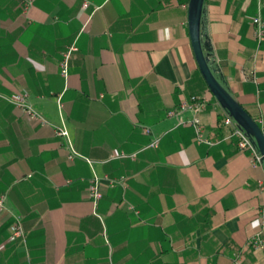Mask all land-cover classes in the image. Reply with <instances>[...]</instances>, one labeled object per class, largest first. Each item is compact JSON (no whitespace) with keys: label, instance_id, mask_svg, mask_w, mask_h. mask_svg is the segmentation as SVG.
Returning a JSON list of instances; mask_svg holds the SVG:
<instances>
[{"label":"crops","instance_id":"1","mask_svg":"<svg viewBox=\"0 0 264 264\" xmlns=\"http://www.w3.org/2000/svg\"><path fill=\"white\" fill-rule=\"evenodd\" d=\"M189 4L35 0L23 13L20 0H0V264H264V167L228 139L193 52ZM256 14V0H205L204 34L218 78L264 133ZM14 94L47 123L5 99ZM193 96L206 101L199 118L215 146L180 124L196 114L181 110ZM16 221L25 238L11 240Z\"/></svg>","mask_w":264,"mask_h":264},{"label":"built area","instance_id":"2","mask_svg":"<svg viewBox=\"0 0 264 264\" xmlns=\"http://www.w3.org/2000/svg\"><path fill=\"white\" fill-rule=\"evenodd\" d=\"M256 1H257V14L254 16L252 20V24L255 30V38L257 42L260 44L264 41V18L262 15L264 8V0H256ZM20 2L22 4L23 13H27L33 7L35 0H20ZM88 5H89L88 2H85L83 6L84 8H87ZM75 51H77V48L71 47L61 63V73L64 78H68L69 76L70 59ZM5 99L11 104L19 108H22L23 111L26 114H28L32 119L38 120L42 123H47L46 119L38 111L33 109L30 104H28L27 95L14 94L10 97H5ZM205 105H206V101L203 98L193 96L189 103H185L182 105L181 110H192L196 114L190 121L187 122L181 121L180 124L186 126L189 125L194 129L197 144L207 145L212 147L215 146L218 142H213L204 136V127L202 125L201 119L199 118V114H201L204 111ZM174 114L175 112L170 113V115H174ZM224 124L230 129V134L228 136V139L235 138L237 140L238 150L240 152H250L252 166L253 167L263 166L262 158L256 151L250 139L247 137L245 132L242 129H240L237 126V124L233 121V119L230 118L227 114H225ZM146 132L150 133L149 130H146ZM55 133L56 136L58 137H64L66 139L69 138V132L65 127L56 129ZM158 144H159V139H155L149 147L155 148L158 146ZM75 155H77L76 152H73L71 159H73ZM127 157L128 156L122 154L118 158H127ZM131 157L134 158L135 155ZM86 161L90 165L93 164V162L89 159H86ZM125 180L126 179L124 177H121L119 180L117 179L109 180V184L115 186L117 184L125 182ZM101 183H102L101 179L96 174H94V177L89 186V194L93 201L94 206H97V204L100 202V200L103 197L101 191ZM261 188H264V184H261ZM4 202L5 199L0 198V209L3 208ZM259 214L262 221V232L258 234L255 244L256 245L258 244L264 248V238L262 237V234L264 232V207H262L259 210ZM11 232H12L11 240H15L17 238H25V231L20 221H16L12 225ZM234 264H241L240 256H236L234 260Z\"/></svg>","mask_w":264,"mask_h":264},{"label":"water","instance_id":"3","mask_svg":"<svg viewBox=\"0 0 264 264\" xmlns=\"http://www.w3.org/2000/svg\"><path fill=\"white\" fill-rule=\"evenodd\" d=\"M205 0H190L189 33L199 70L225 113L233 119L252 142L262 158L264 167V133L255 119L234 98L225 84L218 78L220 70L214 65L210 42L204 34Z\"/></svg>","mask_w":264,"mask_h":264}]
</instances>
